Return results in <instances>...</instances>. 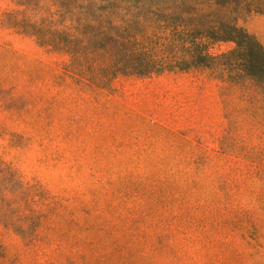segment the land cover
<instances>
[{"label": "rangeland", "instance_id": "374dc122", "mask_svg": "<svg viewBox=\"0 0 264 264\" xmlns=\"http://www.w3.org/2000/svg\"><path fill=\"white\" fill-rule=\"evenodd\" d=\"M48 2L0 0V264H264V0Z\"/></svg>", "mask_w": 264, "mask_h": 264}, {"label": "trees", "instance_id": "16d2710c", "mask_svg": "<svg viewBox=\"0 0 264 264\" xmlns=\"http://www.w3.org/2000/svg\"><path fill=\"white\" fill-rule=\"evenodd\" d=\"M15 9L5 13L2 22L8 26H16L19 24H31L35 21H43L54 18L53 16L58 11V6L49 3L48 0H12ZM21 183L15 172L0 161V199L4 204L6 201V194L11 193L14 187ZM1 220L3 218H0ZM5 254L0 243V258Z\"/></svg>", "mask_w": 264, "mask_h": 264}]
</instances>
